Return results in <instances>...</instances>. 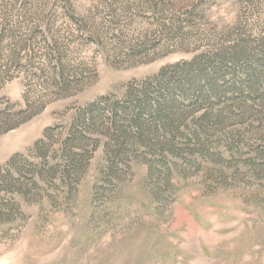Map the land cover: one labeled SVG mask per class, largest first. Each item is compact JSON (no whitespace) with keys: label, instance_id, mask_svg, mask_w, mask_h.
Segmentation results:
<instances>
[{"label":"rangeland","instance_id":"rangeland-1","mask_svg":"<svg viewBox=\"0 0 264 264\" xmlns=\"http://www.w3.org/2000/svg\"><path fill=\"white\" fill-rule=\"evenodd\" d=\"M0 264H264V0H0Z\"/></svg>","mask_w":264,"mask_h":264}]
</instances>
